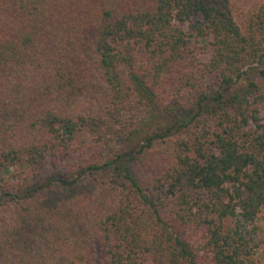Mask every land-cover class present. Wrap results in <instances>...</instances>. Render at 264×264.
Here are the masks:
<instances>
[{
  "label": "trees",
  "instance_id": "obj_1",
  "mask_svg": "<svg viewBox=\"0 0 264 264\" xmlns=\"http://www.w3.org/2000/svg\"><path fill=\"white\" fill-rule=\"evenodd\" d=\"M264 0H0V264H261Z\"/></svg>",
  "mask_w": 264,
  "mask_h": 264
},
{
  "label": "rangeland",
  "instance_id": "obj_2",
  "mask_svg": "<svg viewBox=\"0 0 264 264\" xmlns=\"http://www.w3.org/2000/svg\"><path fill=\"white\" fill-rule=\"evenodd\" d=\"M262 228H263V236H264V224H261ZM259 258L261 259V264H264V252L261 254V256H259Z\"/></svg>",
  "mask_w": 264,
  "mask_h": 264
}]
</instances>
